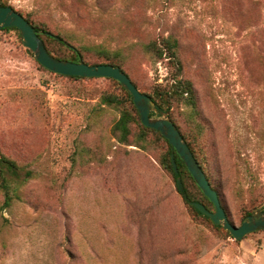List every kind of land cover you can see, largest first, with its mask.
Instances as JSON below:
<instances>
[{"label": "rangeland", "instance_id": "1", "mask_svg": "<svg viewBox=\"0 0 264 264\" xmlns=\"http://www.w3.org/2000/svg\"><path fill=\"white\" fill-rule=\"evenodd\" d=\"M0 1L75 45L122 49L145 93L175 70L142 46L176 38L200 114L176 106L177 123L229 219L264 211V0ZM27 49L0 30V151L34 173L10 208L0 192V264H264V232L236 241L188 208L154 136L142 144L132 125L131 145L118 143L124 108L100 105L122 93L115 82L57 76Z\"/></svg>", "mask_w": 264, "mask_h": 264}, {"label": "trees", "instance_id": "2", "mask_svg": "<svg viewBox=\"0 0 264 264\" xmlns=\"http://www.w3.org/2000/svg\"><path fill=\"white\" fill-rule=\"evenodd\" d=\"M8 6L12 7L8 5L7 3L0 1V7H8ZM19 13L39 33L40 38L45 43L48 53L52 57L56 59L67 60V61H72V62H77V63L85 62L88 65L110 64V65L120 68L121 71H123L124 73L128 75V73L126 72L123 66L124 58H126L125 57L126 55L124 54L122 49L120 48L111 49L105 46L104 44L81 43L80 45H75L71 41L73 39V36L71 34L69 35V34H64L61 32L52 31L46 25V23L39 22V21L35 22L33 19H31L30 16H25L21 12ZM11 30L16 31L20 39H22L19 30L15 27L3 28L1 31H11ZM53 45L64 48L65 50L68 51V53L66 55H63L55 51L52 48ZM142 48L145 53L153 54V56L158 60L169 59V61L172 62L173 68L175 70L172 83L167 89H156L152 93H145V92H142L138 88L135 82L128 75L129 78L131 79L133 84L137 87V89L141 93L148 95L149 97L152 98L153 102L156 105V108L158 109L159 117H168L176 125L182 137L187 142L195 159L198 161L200 167L204 171L212 188L215 191H217L220 202H221V195H220L218 188L214 185L211 177H209V175L206 173L202 163L200 162L195 152V148L193 147V144L188 140L187 135L183 132L182 128L179 126L174 116L175 107L176 106L181 107V105H183L187 110H189L188 117L190 116V119L192 120V122H196L195 121L196 118H199V115H200L199 110H198L197 95H196L194 86L192 82L185 79L183 75V64L181 62V59L179 58V41L176 38L169 36V37L162 38L160 40L152 41L148 44H145L142 46ZM27 51L32 56L33 52L30 49H27ZM93 59H99L101 61L95 62L93 61ZM40 66L45 71L55 74L47 70L46 68H44L42 65ZM56 75L60 77H64V78L73 79L76 81L95 79V78H86V77L64 76L60 74H56ZM106 79L115 82L117 86L119 87L120 91L122 92L121 94H118V95L113 94V93H104L100 98L101 106H108V107H114V108L123 107L124 108L121 110L119 118L116 120L112 128L113 135L117 139L118 143L121 145H131L130 136H131L132 125H137L140 128V135H139L140 143L143 144L144 142H146L148 136H154L158 142H161L163 144V152L159 158V162L161 166L165 170L169 171L171 175L173 176V179L176 183L177 191L183 198V201L185 202V204L195 214H197L200 217H203L205 220L213 224L210 218L204 216L201 212H199L193 206L194 202L202 203L206 206V208L209 211L214 212L215 207L213 203L204 195V193L201 191L199 186L195 183L189 170L187 169V167L185 166L184 162L179 157L177 152L170 145L169 141L165 139L160 132L154 129H151V128H147L142 124L138 110L134 105L133 97L131 93L126 91L118 81L111 79V78H106ZM151 116H155V114L151 113ZM196 126L200 128L199 124H197ZM173 154H174L175 161L178 167V174L175 173L173 165H172L171 156ZM33 176H34L33 171L28 169L27 166L19 164L18 162L4 155L0 151V192L3 195V205H2L3 210L10 208L15 201L20 199V195H19L20 189L29 180H31ZM178 177H181L182 183L184 185L183 192H180L178 189V186H177ZM188 183L192 184L193 189H194L193 191L190 190ZM222 207H223V204H222ZM256 211L258 210L247 212L245 214V217L255 213ZM230 222L235 224L231 220ZM213 226L225 231V229L222 226H216L214 224ZM259 232H264V230L257 231L254 233H259ZM227 233L229 234L230 237H232L229 232ZM248 235H246L244 239H246Z\"/></svg>", "mask_w": 264, "mask_h": 264}, {"label": "water", "instance_id": "3", "mask_svg": "<svg viewBox=\"0 0 264 264\" xmlns=\"http://www.w3.org/2000/svg\"><path fill=\"white\" fill-rule=\"evenodd\" d=\"M15 27L19 30L23 45L33 52L35 60L47 70L64 76L86 78H111L118 81L121 86L131 93L133 102L138 110L142 124L160 132L167 139L173 149L184 162L192 175L195 183L204 195L213 203L215 211H209L202 203L194 202L193 206L204 216L211 219L214 225L222 226L236 241H241L248 234L264 230V211H257L243 219L240 226L230 222L222 207L217 191H215L204 171L195 159L187 142L182 137L176 125L168 117H159L158 109L152 98L141 93L133 84L129 76L110 64L88 65L85 62H72L52 57L40 38L39 33L30 23L12 7H0V30ZM154 113L155 116H151ZM172 165L176 174L178 167L174 154L171 156ZM177 186L180 192L184 191L181 177L177 178Z\"/></svg>", "mask_w": 264, "mask_h": 264}]
</instances>
